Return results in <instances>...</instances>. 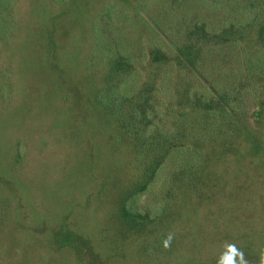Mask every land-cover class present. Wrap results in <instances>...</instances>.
<instances>
[{
    "label": "trees",
    "instance_id": "1",
    "mask_svg": "<svg viewBox=\"0 0 264 264\" xmlns=\"http://www.w3.org/2000/svg\"><path fill=\"white\" fill-rule=\"evenodd\" d=\"M47 1L54 9L67 0ZM25 11V0H0V55ZM86 22L80 65L89 104L110 127L112 147L128 152L111 184L114 235L106 239L130 240L145 262L183 257L197 245L188 225L213 201L227 158L264 140V0H102ZM46 30L49 38L54 29ZM14 71L0 60L2 102L12 97ZM25 152L18 140L14 162ZM10 213L0 195L1 250ZM229 237L219 239H238ZM53 238L78 250L65 227ZM241 238L235 246L244 252L238 244L250 239Z\"/></svg>",
    "mask_w": 264,
    "mask_h": 264
},
{
    "label": "rangeland",
    "instance_id": "2",
    "mask_svg": "<svg viewBox=\"0 0 264 264\" xmlns=\"http://www.w3.org/2000/svg\"><path fill=\"white\" fill-rule=\"evenodd\" d=\"M101 1L67 0L52 9L47 0H25L20 30L0 55L15 68L12 97L0 99V195L9 198L14 227L4 235L0 264H157L140 259L130 240L106 239L114 235L107 228L111 184L118 181L128 152L122 145L112 147V131L89 104L90 84L80 65L88 45L86 19ZM18 140L26 152L15 163ZM252 150L227 158L213 201L191 219L197 245L161 264H217L226 250L223 235L238 237L236 245L241 236L249 238L238 246L248 264H259L264 140ZM60 227L77 235V251L55 245L53 234Z\"/></svg>",
    "mask_w": 264,
    "mask_h": 264
},
{
    "label": "clouds",
    "instance_id": "3",
    "mask_svg": "<svg viewBox=\"0 0 264 264\" xmlns=\"http://www.w3.org/2000/svg\"><path fill=\"white\" fill-rule=\"evenodd\" d=\"M172 236L171 234L164 241V247L167 248L170 245ZM225 252L220 256L217 264H248V261L244 258V253L238 249L235 244H225ZM259 264H264V254H261Z\"/></svg>",
    "mask_w": 264,
    "mask_h": 264
}]
</instances>
